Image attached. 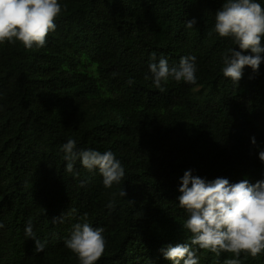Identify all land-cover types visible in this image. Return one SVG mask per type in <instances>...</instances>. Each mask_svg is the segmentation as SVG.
I'll return each mask as SVG.
<instances>
[{"label":"trees","instance_id":"obj_1","mask_svg":"<svg viewBox=\"0 0 264 264\" xmlns=\"http://www.w3.org/2000/svg\"><path fill=\"white\" fill-rule=\"evenodd\" d=\"M223 2L59 0L43 48L0 45V264H79L65 241L85 214L107 241L96 264H173L162 249L191 238L178 204L185 171L207 182L264 180V53L238 85L224 77L222 54L240 49L214 32ZM153 55L170 67L194 55L197 83L170 79L161 92ZM68 139L77 151H112L125 169L121 183L105 188L98 169L79 160L67 172ZM122 188L127 195L108 209ZM62 214L63 223L52 222ZM29 220L42 252L25 237ZM193 248L199 264L234 258ZM239 259L264 264V253Z\"/></svg>","mask_w":264,"mask_h":264},{"label":"clouds","instance_id":"obj_2","mask_svg":"<svg viewBox=\"0 0 264 264\" xmlns=\"http://www.w3.org/2000/svg\"><path fill=\"white\" fill-rule=\"evenodd\" d=\"M59 0H0V45L20 42L26 50L43 48L47 37L55 31V20L62 13ZM196 21L186 23L193 29ZM214 32L221 38H231L240 51L229 48L222 54L224 77L238 85L247 66L258 71L264 53V7L257 0H224L222 8L215 14ZM211 36L212 33L210 32ZM250 52L251 55L242 53ZM155 55L151 57L149 71L154 86L161 92L170 79L189 85L197 83L196 57L185 56L178 66L170 67L168 61ZM145 79H149L145 76ZM131 84L132 81H129ZM252 143L255 144L253 138ZM65 170L74 171L75 162L88 171H99L105 188L119 185L124 178L125 169L112 151L101 153L97 150H76V142L68 139L62 146ZM264 162V151L259 153ZM179 188V207L188 213L183 228L191 233L187 244L168 245L162 249L166 259L173 264H199L193 246L210 251L217 256L221 252L233 254L224 264H241V254L256 258L264 253V180L255 184L248 180L230 183L228 179L216 178L211 182L193 176L187 170ZM124 198L127 193L122 188L113 193V199L106 205L114 209L115 197ZM65 214L54 218L53 223H63ZM82 223L73 225L65 241V246L77 257L79 264H96L105 250L107 241L102 227H93L85 214ZM0 227H3L0 224ZM26 239L35 241L36 252H42L44 243L36 238L32 221L25 226Z\"/></svg>","mask_w":264,"mask_h":264}]
</instances>
